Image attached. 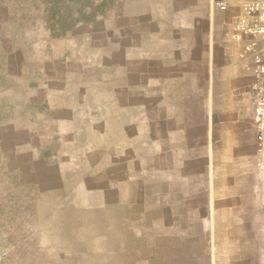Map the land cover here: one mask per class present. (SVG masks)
I'll return each instance as SVG.
<instances>
[{
    "label": "crops",
    "instance_id": "obj_1",
    "mask_svg": "<svg viewBox=\"0 0 264 264\" xmlns=\"http://www.w3.org/2000/svg\"><path fill=\"white\" fill-rule=\"evenodd\" d=\"M247 1L115 0L82 39L41 168L65 264H264Z\"/></svg>",
    "mask_w": 264,
    "mask_h": 264
},
{
    "label": "rangeland",
    "instance_id": "obj_2",
    "mask_svg": "<svg viewBox=\"0 0 264 264\" xmlns=\"http://www.w3.org/2000/svg\"><path fill=\"white\" fill-rule=\"evenodd\" d=\"M114 1L0 0V264H65L49 250L57 201L43 184L56 179L41 168L68 139L62 92L82 39L97 36Z\"/></svg>",
    "mask_w": 264,
    "mask_h": 264
},
{
    "label": "built area",
    "instance_id": "obj_3",
    "mask_svg": "<svg viewBox=\"0 0 264 264\" xmlns=\"http://www.w3.org/2000/svg\"><path fill=\"white\" fill-rule=\"evenodd\" d=\"M221 10L226 8L223 3L218 4ZM245 12L254 15L251 24H240L241 34L257 38L264 45V0H248ZM245 50L251 52L255 62L256 84L255 89H261L262 95L254 103V121L257 127L259 140V163L260 188L264 192V57L261 55L256 43L248 45Z\"/></svg>",
    "mask_w": 264,
    "mask_h": 264
},
{
    "label": "trees",
    "instance_id": "obj_4",
    "mask_svg": "<svg viewBox=\"0 0 264 264\" xmlns=\"http://www.w3.org/2000/svg\"><path fill=\"white\" fill-rule=\"evenodd\" d=\"M100 14V13H99Z\"/></svg>",
    "mask_w": 264,
    "mask_h": 264
}]
</instances>
